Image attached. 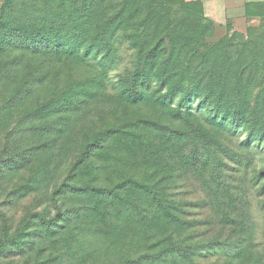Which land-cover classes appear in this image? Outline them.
I'll use <instances>...</instances> for the list:
<instances>
[{"label": "trees", "instance_id": "trees-1", "mask_svg": "<svg viewBox=\"0 0 264 264\" xmlns=\"http://www.w3.org/2000/svg\"><path fill=\"white\" fill-rule=\"evenodd\" d=\"M189 4L212 24L199 0H3L0 89L15 86L11 101L43 95L25 113L45 135L31 150L62 159L63 174L46 208L19 219L0 210V264L257 262L255 221L227 158L239 174L264 146V54L206 40L185 16ZM122 44L129 64L106 94ZM66 61L59 73L51 66ZM73 65L92 75L80 81ZM59 74L67 80L51 87ZM109 101L112 121L81 129L70 158L77 124ZM225 129L245 133L238 151L221 142ZM19 157L4 166L22 173L23 198L40 176L36 167L23 174L34 165L28 150ZM262 180L264 169L254 176L259 195Z\"/></svg>", "mask_w": 264, "mask_h": 264}, {"label": "rangeland", "instance_id": "rangeland-1", "mask_svg": "<svg viewBox=\"0 0 264 264\" xmlns=\"http://www.w3.org/2000/svg\"><path fill=\"white\" fill-rule=\"evenodd\" d=\"M185 1L189 2L192 0ZM2 4L3 0H0V13ZM194 9H196V6L189 4L188 9L184 12L185 16L190 23L197 25L198 30L206 40L210 42L226 40L227 42L245 43L254 50L255 55L261 56L264 54V5L246 7L238 20L228 22L225 26L211 24L208 27L204 26L203 22L197 20L195 12L193 13ZM167 21L169 22L168 24H171L175 22V19L168 17ZM120 47L122 60L114 64L115 66L109 72L108 91L106 94L112 92L116 74L129 64V51L126 50L124 44ZM51 66H55V71L59 73V69L64 70L70 67L71 64L66 61L52 63ZM74 67L81 70V73L73 75L77 76L80 81L92 75V72L84 67V65ZM67 76L68 74H59L52 81L51 87L61 86L67 80ZM14 89L15 86H11V84L8 86L6 84L4 88L0 89V172L2 173L0 175V210L9 209L11 217L19 219L25 211L31 210L33 212L37 208H46L48 190L61 180L63 170L60 168L63 161L62 159L57 160L55 163L51 160L49 161V153L45 149L37 150V154H34L33 150H31L32 146L37 145L38 142H42L45 139V135H36V132L32 130L34 123L26 119L25 113L28 111L27 109L32 108L33 104L43 98V95L35 94L27 102L11 101L10 97L12 93L8 97L6 94ZM108 104L109 107H101L95 113L93 111L85 122L77 124L80 131L73 138L79 141L72 146L70 158L75 156L74 154L79 150L78 146L82 143L81 129H94L106 122L112 121L110 113L112 104H110V101ZM192 108L197 112L200 110L197 107L196 100L192 101ZM217 132L223 144L237 151L239 150L241 141L245 138V133L237 131L235 132V136L226 129ZM25 150H28L29 156L34 159V165L32 163L22 167L21 169L25 171L23 174L29 176L30 168H38L40 184L35 193L19 198L18 196L20 195L17 193V187L25 182L22 180V173L14 171L13 166H4V162L6 158H20L19 156ZM55 151H57L56 153L59 152L58 150ZM227 163L229 164L231 174H234L232 183H234V186H241L242 197L247 202L250 214L255 221L253 250L254 258L257 259L255 264H264V195H259L253 188L254 176L264 169V146H260L257 159L252 164L250 170H245L238 174L237 165L233 161H229V158H227ZM57 167L60 170H57ZM47 168L49 169L46 170ZM263 181L257 183L261 184ZM193 190L189 196L195 194L196 189ZM197 212L200 213V211Z\"/></svg>", "mask_w": 264, "mask_h": 264}, {"label": "crops", "instance_id": "crops-1", "mask_svg": "<svg viewBox=\"0 0 264 264\" xmlns=\"http://www.w3.org/2000/svg\"><path fill=\"white\" fill-rule=\"evenodd\" d=\"M204 17L217 26L238 20L246 7L264 5V0H199Z\"/></svg>", "mask_w": 264, "mask_h": 264}]
</instances>
